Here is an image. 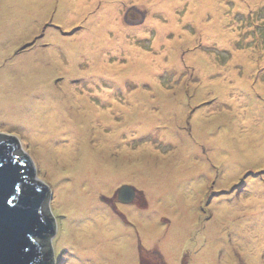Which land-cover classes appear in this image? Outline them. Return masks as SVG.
<instances>
[{"label": "rangeland", "instance_id": "1", "mask_svg": "<svg viewBox=\"0 0 264 264\" xmlns=\"http://www.w3.org/2000/svg\"><path fill=\"white\" fill-rule=\"evenodd\" d=\"M181 1L179 31L148 0H0V130L51 185L55 264H264V0H216L199 24ZM51 87L66 120L33 142Z\"/></svg>", "mask_w": 264, "mask_h": 264}, {"label": "water", "instance_id": "2", "mask_svg": "<svg viewBox=\"0 0 264 264\" xmlns=\"http://www.w3.org/2000/svg\"><path fill=\"white\" fill-rule=\"evenodd\" d=\"M38 165L18 137L0 130V264H48L45 247L54 254L52 188ZM118 193L130 203L136 190L125 185Z\"/></svg>", "mask_w": 264, "mask_h": 264}, {"label": "bare ground", "instance_id": "3", "mask_svg": "<svg viewBox=\"0 0 264 264\" xmlns=\"http://www.w3.org/2000/svg\"><path fill=\"white\" fill-rule=\"evenodd\" d=\"M71 1L74 2L73 5H76V4L79 5L80 4V11L83 12L84 14L86 12H88V11L91 10V8H89V7L86 6L87 3L86 4H83L84 3V0H68V2H71ZM148 1L154 2V5L157 8V10L158 9H161V10L164 11L165 9H171L173 7L172 10H167V15H166V13L165 14L163 13V14L166 17H170V22H171V25L170 26H171V28L172 27H178L179 28V31L182 30L175 23L177 20L179 22V18L178 17H175L174 14H172V12L175 11L177 5L182 6V1L181 0H172V1H169V0H148ZM240 1L241 0H239V1L236 0V2H238V3ZM108 4H110L109 3V0H108ZM185 4H183V5H185ZM214 4H216V0H190L189 1V5L190 6L189 5H186L185 6V7L189 6V9H187L188 12H187V14L184 17V21L191 19V20H194L196 24H199L201 21H203L202 17H203L204 11L208 10L209 6L214 5ZM215 7H217V8H214V7L213 8L212 7L210 8L212 10V15H211L212 18H216L218 16V14H219V8L220 7L218 6V4ZM74 8H75L74 6H71V9H70L71 12L73 11ZM103 10H106V11L107 10H110V11L114 12V13L110 14L107 18H105V17L102 18L103 22H105V23H107V22L108 23H111L110 16L112 17V16L116 15L115 14V8H113V7H107V8H105L104 7ZM113 22H115V21L113 20ZM155 23L156 24H159V23L158 22H154V25L152 24L153 27H154V29H155V31H156V33H157L158 28H157V25ZM114 29H115V27H114ZM213 32H214V30L212 29V30H209L208 33H209V35L214 36L215 33H213ZM104 33L105 32L101 30V31H98V32L87 33V34L83 35V37L91 36L93 34H96V35H99L101 37H104ZM122 33H125V32L124 31L122 32V31H120V29H118V31H116V37H120L122 35ZM227 36H228L227 34H224L222 38L224 40H226V39H228ZM105 37H107V34H105ZM86 40H87V42H90L89 39H86ZM93 43L96 44V45L99 44V43H96L94 41H93ZM154 46H155L156 49L159 48V43L157 42V35L155 37V44H154ZM128 52L130 53L131 57L134 58V65L136 67L135 72L138 75L141 74V73H143V72H145V64H146V61L149 62V60L151 59V57L150 56H146L144 54L142 55V54L137 53V52H135L133 50H130ZM27 56L28 57H26V58H22V60L29 62V60L31 58H30V55L29 54ZM98 61L99 60L97 58H96V61L94 60V63L97 65V70H99L101 68V66L104 67V65L103 64L101 65L100 63H98ZM22 64H25V63L22 62ZM149 68L151 70H156V67L155 68L149 67ZM114 72H115V70H114ZM53 91L54 90H52V87L49 90L48 89L43 90L41 93H45V95H44V97L41 100H39L36 103V107L34 108L33 113L35 114V117H37V119H33L32 120V122L34 124V130H33L34 132H33V135L32 136L35 139V140H33V142L42 143L41 140H39V136L40 137L42 136V138H43V136L45 134H48L47 131H48V128L49 127L55 128V123H57L59 120H61V121H65L66 120V116H63V114L61 116V113L58 116L57 113L55 112L54 106L59 105L60 101H59V97L58 96L57 97H52ZM63 98H60V100H62V102L64 101ZM245 99L246 98L241 99L240 102H243ZM258 108L260 109L259 106H258ZM248 113L257 116L256 108H254V107ZM33 117H34V115H33ZM254 120H255V118H252L249 121H245L244 122V125H246L247 123H251ZM68 142H69V140H68ZM43 144L46 146V144L44 143V141H43ZM61 144H62V142L60 143V145H58L60 147H56L58 154L64 153L63 149H65L66 151H69L70 150L71 144H68V143L66 145H61ZM67 154H69V152H67ZM109 178L110 177H108L107 179H109ZM123 179L124 178H122V177L111 178L110 181H107L106 180V181L98 182V186L100 184H102V183L105 186H114L115 184L119 183ZM121 203H123V202H121ZM263 203L264 202H262V201H260V202L257 201L255 203L256 208H261L262 205H260V204H263ZM69 204L70 203L68 202V205ZM126 204H128V203H124L122 206H124Z\"/></svg>", "mask_w": 264, "mask_h": 264}, {"label": "flooded vegetation", "instance_id": "4", "mask_svg": "<svg viewBox=\"0 0 264 264\" xmlns=\"http://www.w3.org/2000/svg\"><path fill=\"white\" fill-rule=\"evenodd\" d=\"M111 201L113 202V204H115V206L121 205L120 199L118 197H116V196L113 197L111 199ZM45 252L48 253V255L46 257V259L48 260V264H55L54 256H53V253H52L51 249H48L47 247H45Z\"/></svg>", "mask_w": 264, "mask_h": 264}]
</instances>
